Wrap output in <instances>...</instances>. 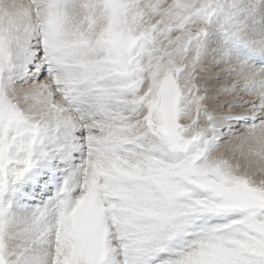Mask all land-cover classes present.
Here are the masks:
<instances>
[{"label":"snow or ice","instance_id":"obj_1","mask_svg":"<svg viewBox=\"0 0 264 264\" xmlns=\"http://www.w3.org/2000/svg\"><path fill=\"white\" fill-rule=\"evenodd\" d=\"M0 264H264V0H0Z\"/></svg>","mask_w":264,"mask_h":264}]
</instances>
